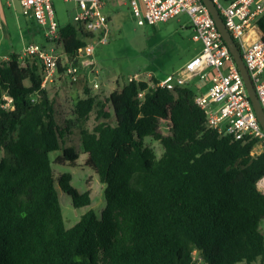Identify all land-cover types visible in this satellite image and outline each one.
Returning a JSON list of instances; mask_svg holds the SVG:
<instances>
[{
  "label": "trees",
  "instance_id": "16d2710c",
  "mask_svg": "<svg viewBox=\"0 0 264 264\" xmlns=\"http://www.w3.org/2000/svg\"><path fill=\"white\" fill-rule=\"evenodd\" d=\"M256 25L264 43V17ZM58 34L45 42L60 44L67 58L87 44L75 25L58 26ZM41 83L35 60L13 54L0 63V98L13 100L12 111L0 109V264H196L193 252L201 264H264V195L256 188L264 152L252 156L255 141L209 129L192 87L170 92L126 82L105 102L78 100L73 121L60 127ZM93 110L96 124L88 130ZM162 120L168 135L158 130ZM72 128L102 186L104 208L66 228L59 192L75 209L91 204L88 191L71 186L70 173H53L52 153L60 152L59 166L78 159L61 147ZM145 139L160 144L159 157Z\"/></svg>",
  "mask_w": 264,
  "mask_h": 264
},
{
  "label": "built area",
  "instance_id": "2783aa9c",
  "mask_svg": "<svg viewBox=\"0 0 264 264\" xmlns=\"http://www.w3.org/2000/svg\"><path fill=\"white\" fill-rule=\"evenodd\" d=\"M7 1L17 2L24 17L32 18L43 27L47 40L59 39L58 25L53 17L52 0ZM63 1L75 4L73 24L87 37V44L78 49L71 58L57 55L53 50H46L37 44L26 45L19 58L35 60L40 65L42 88L53 83L61 72L71 83L76 82L81 69L88 67L91 69L90 57L94 47L107 43L109 21L103 14L107 0ZM127 1L138 25L152 27L185 15L190 22L192 40L201 44V50L189 59L179 72L169 74L157 83L150 82L152 77L145 79L142 74H134L128 77L126 82H147L148 89H165L173 92L176 88L184 87L189 81L197 78L205 84L206 90L195 95L194 103L203 112L206 126L232 141L244 143L255 141L254 147L259 146L261 149L259 154L263 153L264 131L248 99L242 76L202 1ZM210 1L239 50L264 112V43L256 25L258 19L264 17V0H233L228 3L223 0ZM93 88L97 86L94 85ZM144 94L145 92H139L137 99L142 101ZM0 109L6 112L12 111V98L6 94L1 95ZM263 178L264 176L256 184L257 190L262 195H264ZM192 256L196 264H201L196 252H193Z\"/></svg>",
  "mask_w": 264,
  "mask_h": 264
},
{
  "label": "rangeland",
  "instance_id": "374dc122",
  "mask_svg": "<svg viewBox=\"0 0 264 264\" xmlns=\"http://www.w3.org/2000/svg\"><path fill=\"white\" fill-rule=\"evenodd\" d=\"M5 1L2 0V9L8 30L5 35L0 30V63L13 54L21 55L29 43L49 50L50 45L54 43L45 42L44 28L35 20L25 18L16 2H12L14 7H7ZM222 4L225 5L223 1ZM52 7L54 20L59 27L74 25L73 2L52 0ZM105 7L103 14L110 16L107 43L94 47L90 57L94 68L81 69L76 82L73 83L61 72L53 83L46 86L49 97L53 99L55 119L60 127H64L67 121H73L71 112L78 100L90 96L96 101L105 102L111 92L121 89L126 79L134 74H142L145 79L152 77L162 80L169 74L179 72L187 60L201 50V44L192 40L190 22L185 15L151 27L137 24L127 0H107ZM58 51L62 50L58 48ZM94 85L97 88H93ZM104 111L111 113L109 104H105ZM95 116L96 111L93 110L84 125L88 130H92L96 124ZM169 128L167 120L160 121L158 130L162 135H168ZM144 144L151 148L157 157L162 154V147L158 142L145 139ZM61 147L74 149L78 159L74 167L59 166L56 159L60 152L52 153L50 159L54 175L58 177L62 173H70L71 186L80 193L88 191L91 199L88 207L75 209L71 206L70 199L59 192L64 225L71 228L86 212L91 210L99 214L104 208V199L97 176L85 163L78 128H72V133L66 135ZM260 152V147L255 146L251 154L256 156ZM261 228L264 232V222Z\"/></svg>",
  "mask_w": 264,
  "mask_h": 264
},
{
  "label": "water",
  "instance_id": "95a60500",
  "mask_svg": "<svg viewBox=\"0 0 264 264\" xmlns=\"http://www.w3.org/2000/svg\"><path fill=\"white\" fill-rule=\"evenodd\" d=\"M201 1L207 7V9H208V11H209L214 23H215V26L221 35V38H222L225 46L227 47L229 53L232 55V58H233L236 66H237V69H238V71H239V73L242 76V79L244 81L246 91H247V95H248V99L252 105V108L254 110V113L256 115L258 123H259L260 127L262 128V130L264 131V112H263L261 105H260V103L256 97L253 85L250 81L248 72L244 66V63L242 61L239 50L237 49L236 44L231 39V37H230L229 33L227 32L217 10L215 9V7L211 3V1L210 0H201Z\"/></svg>",
  "mask_w": 264,
  "mask_h": 264
},
{
  "label": "crops",
  "instance_id": "0c3cea01",
  "mask_svg": "<svg viewBox=\"0 0 264 264\" xmlns=\"http://www.w3.org/2000/svg\"><path fill=\"white\" fill-rule=\"evenodd\" d=\"M17 3V2H16ZM5 4H6V6L7 7H14L15 6V4H13V3H8V1L6 0L5 1ZM18 4V3H17ZM16 4V5H17ZM105 8L106 7H104V9H103V11L105 10ZM106 15V14H105ZM106 17H107V19H108V21L110 22V16L109 15H106ZM25 18H27V17H25ZM28 19H30V20H33L32 18H28ZM34 21V20H33ZM5 27H6V29H5ZM32 28V27H31ZM0 30L4 33V35L6 34V30H8V28H7V23H6V18H5V16H4V13H3V9H2V0H0ZM5 31V32H4ZM29 44H34V43H29ZM45 48V47H44ZM58 48H60L61 49V46H60V44H56V43H54V44H51L50 45V48H49V50H53L57 55H61V56H63L62 55V51H58ZM46 49V48H45ZM62 50V49H61ZM16 55H20V54H16ZM192 58V57H191ZM191 58H189V59H191ZM8 59V58H7ZM7 59H5L4 61H6ZM188 59V60H189ZM187 60V61H188ZM92 65H91V69H93L94 68V63H91ZM186 86H190V87H192V89H194V91H195V95H199L200 93H203L205 90H206V86H205V84L204 83H202L201 81H199L197 78H194V79H192L191 81H189L188 83H187V85ZM46 89V91H47V88H45Z\"/></svg>",
  "mask_w": 264,
  "mask_h": 264
},
{
  "label": "bare ground",
  "instance_id": "6f19581e",
  "mask_svg": "<svg viewBox=\"0 0 264 264\" xmlns=\"http://www.w3.org/2000/svg\"><path fill=\"white\" fill-rule=\"evenodd\" d=\"M263 182H264V178H263Z\"/></svg>",
  "mask_w": 264,
  "mask_h": 264
}]
</instances>
